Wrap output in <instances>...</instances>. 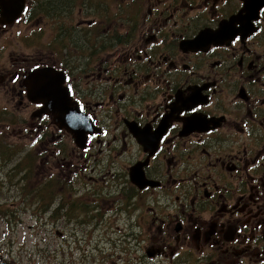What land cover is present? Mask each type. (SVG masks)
Returning <instances> with one entry per match:
<instances>
[{"label": "flooded vegetation", "instance_id": "af4514ba", "mask_svg": "<svg viewBox=\"0 0 264 264\" xmlns=\"http://www.w3.org/2000/svg\"><path fill=\"white\" fill-rule=\"evenodd\" d=\"M86 1L94 14L77 27ZM37 9L50 30L40 63L8 50L27 70L0 66V168L23 161L29 103L33 145L54 141L61 176L107 181L94 216L126 222L113 246L126 264H264V0H0V46ZM45 65L86 117L79 140L31 88Z\"/></svg>", "mask_w": 264, "mask_h": 264}, {"label": "rangeland", "instance_id": "374dc122", "mask_svg": "<svg viewBox=\"0 0 264 264\" xmlns=\"http://www.w3.org/2000/svg\"><path fill=\"white\" fill-rule=\"evenodd\" d=\"M107 1L112 3V0ZM145 5L147 6L146 3ZM95 7L91 1L82 3L79 11H83L84 17L76 23L77 27L92 17ZM72 9L76 10L75 7ZM43 13L44 11L37 9L32 29L23 19L7 27L5 33L1 34L0 51L3 53L0 57L1 67L14 68L16 73L27 70L25 68L18 70L16 66L14 67L13 62L5 57L8 50H16L14 56H20L19 65L21 63L24 66H32L31 64L40 63L36 57L35 45L46 47L50 41L49 24L34 23ZM86 16L90 17L85 18ZM74 43L76 47L81 48L80 41ZM35 68L38 67L33 66V69ZM72 82L75 84L73 78ZM15 84L18 85L20 82ZM6 105L10 114L11 103L8 101ZM30 105L28 103L29 109L24 107L21 110L19 102V113L25 130L20 145L23 161L17 169L12 168L10 164L0 168L2 176H0V264H126L123 260L124 255L119 256V248L113 247L117 242L118 225H125L126 222L113 215L110 208H108L110 215L99 218L94 216L97 187L102 184L108 185L107 181L104 179L96 184L98 179L95 178L93 171L90 172V168L87 170L88 177L83 181L63 178L61 175L69 170L56 164L54 156L57 152H53L56 146L54 141L50 139L33 145L35 135L31 131L33 106ZM53 139L63 142V138L59 139L58 133ZM64 139L68 141L69 137L66 136ZM70 144L71 148L77 146L73 137ZM38 148L40 152L37 154ZM63 197L66 208L69 210L78 208L77 213H71V216L78 215V218L64 214L66 209L57 212L58 202ZM103 232L105 240L100 241Z\"/></svg>", "mask_w": 264, "mask_h": 264}, {"label": "water", "instance_id": "95a60500", "mask_svg": "<svg viewBox=\"0 0 264 264\" xmlns=\"http://www.w3.org/2000/svg\"><path fill=\"white\" fill-rule=\"evenodd\" d=\"M51 76L52 74L49 73ZM61 74L58 71L53 73L54 79L58 80ZM40 77H44V73L40 74ZM43 82V81H42ZM42 89H39V92L44 96V102L49 106H55L58 112V117L61 119L68 128L74 129L78 135V139L83 136L84 126L86 117L76 108L73 107L72 103H69L64 96L62 95L61 89L53 83L46 81ZM49 83V84H48ZM79 123H75L78 122Z\"/></svg>", "mask_w": 264, "mask_h": 264}, {"label": "bare ground", "instance_id": "6f19581e", "mask_svg": "<svg viewBox=\"0 0 264 264\" xmlns=\"http://www.w3.org/2000/svg\"><path fill=\"white\" fill-rule=\"evenodd\" d=\"M44 85H45V82L43 81V82H38L37 83V88L38 89H42L43 87H44ZM42 223V222H41Z\"/></svg>", "mask_w": 264, "mask_h": 264}]
</instances>
